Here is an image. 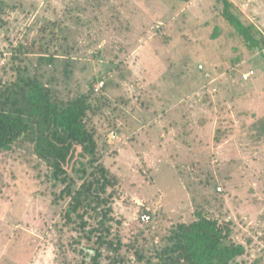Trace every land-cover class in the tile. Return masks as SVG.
Segmentation results:
<instances>
[{"label":"rangeland","instance_id":"1","mask_svg":"<svg viewBox=\"0 0 264 264\" xmlns=\"http://www.w3.org/2000/svg\"><path fill=\"white\" fill-rule=\"evenodd\" d=\"M228 1L258 47L222 0H0V92L21 76L55 100L88 95L94 164L111 178L105 227L122 241L98 264H158L170 230L199 215L246 247L232 264H264V140L251 128L264 117V1ZM85 159L76 148L54 178L31 141L0 153V264H92L82 251L101 211L64 217Z\"/></svg>","mask_w":264,"mask_h":264},{"label":"trees","instance_id":"2","mask_svg":"<svg viewBox=\"0 0 264 264\" xmlns=\"http://www.w3.org/2000/svg\"><path fill=\"white\" fill-rule=\"evenodd\" d=\"M222 2L225 20L243 37L249 47H258L260 42L251 35L250 29L230 12L229 1ZM87 98L88 95L82 94L68 102L55 100L51 91L34 77L18 76L16 82L0 92V153L10 151L21 140L31 141L37 155L54 168L53 176L57 178L64 172L62 164L66 158L76 148H80L82 156L86 157V162L81 164V177L86 179L71 196L64 217L67 218L66 223L71 224L70 215L77 213L80 208L101 211L100 230L92 228L88 233L89 240L91 236L96 238L94 252L91 254L82 251L91 257L92 264H98L101 248L109 253H117L122 241L119 235L116 241L110 240V231L105 227L107 221L112 220V217L107 219V213L112 209L109 207V199L98 192L106 193L111 178L103 165L94 164V131L84 121L90 110ZM251 128L256 141L264 140V117L253 123ZM67 190L69 192L70 188L67 187ZM97 231L100 232L96 235ZM230 237L231 229L228 225L199 215L190 223L176 224L165 237V243L155 249L152 255L158 258V264H232L245 255L246 247ZM136 255L138 259L144 257L138 252ZM123 260L124 257L113 258L109 264H118Z\"/></svg>","mask_w":264,"mask_h":264},{"label":"built area","instance_id":"3","mask_svg":"<svg viewBox=\"0 0 264 264\" xmlns=\"http://www.w3.org/2000/svg\"><path fill=\"white\" fill-rule=\"evenodd\" d=\"M244 77L246 78V75ZM142 221L148 222L149 221V216L143 215L142 216Z\"/></svg>","mask_w":264,"mask_h":264},{"label":"crops","instance_id":"4","mask_svg":"<svg viewBox=\"0 0 264 264\" xmlns=\"http://www.w3.org/2000/svg\"><path fill=\"white\" fill-rule=\"evenodd\" d=\"M264 1V0H263ZM140 122V121H139Z\"/></svg>","mask_w":264,"mask_h":264}]
</instances>
